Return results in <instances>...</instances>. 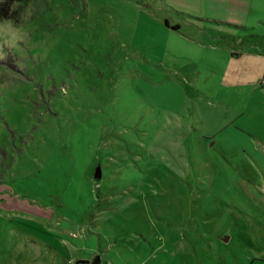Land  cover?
<instances>
[{
  "label": "rangeland",
  "instance_id": "374dc122",
  "mask_svg": "<svg viewBox=\"0 0 264 264\" xmlns=\"http://www.w3.org/2000/svg\"><path fill=\"white\" fill-rule=\"evenodd\" d=\"M251 1L0 0V264H264Z\"/></svg>",
  "mask_w": 264,
  "mask_h": 264
},
{
  "label": "crops",
  "instance_id": "0c3cea01",
  "mask_svg": "<svg viewBox=\"0 0 264 264\" xmlns=\"http://www.w3.org/2000/svg\"><path fill=\"white\" fill-rule=\"evenodd\" d=\"M254 4V0H252L251 2H248V7H249V9L251 10V8H252V5ZM248 15H249V12H248ZM257 47V46H256ZM264 47V46H263ZM257 49V48H256ZM264 54H262V53H258V55H257V57L258 58H261V57H264L263 56ZM66 255V251H63L62 253H61V256L62 257H64ZM88 255L89 256H86V255H84V254H82V255H80L79 254V256H77V258H69L70 259V262H76L77 263V261H85V260H89V259H91L94 255H98V258H99V261L100 262H104V263H107V260L104 258V252H103V250L99 253V251L98 252H92V254H91V250L88 252ZM63 259V258H62ZM82 263H84V264H88V263H85V262H82ZM108 264V263H107Z\"/></svg>",
  "mask_w": 264,
  "mask_h": 264
},
{
  "label": "trees",
  "instance_id": "16d2710c",
  "mask_svg": "<svg viewBox=\"0 0 264 264\" xmlns=\"http://www.w3.org/2000/svg\"><path fill=\"white\" fill-rule=\"evenodd\" d=\"M164 24L170 26L171 28H178V24L177 23H173V24H169L168 21L166 19H164ZM77 262H85L88 264H100L102 262L99 261L98 255H94L91 259L89 260H83V261H77Z\"/></svg>",
  "mask_w": 264,
  "mask_h": 264
},
{
  "label": "water",
  "instance_id": "95a60500",
  "mask_svg": "<svg viewBox=\"0 0 264 264\" xmlns=\"http://www.w3.org/2000/svg\"><path fill=\"white\" fill-rule=\"evenodd\" d=\"M93 177L94 178H99L100 177V169H99L98 166L95 168V171L93 173Z\"/></svg>",
  "mask_w": 264,
  "mask_h": 264
}]
</instances>
